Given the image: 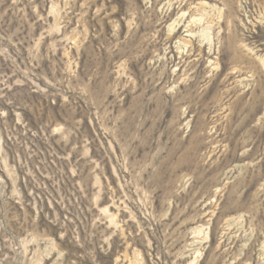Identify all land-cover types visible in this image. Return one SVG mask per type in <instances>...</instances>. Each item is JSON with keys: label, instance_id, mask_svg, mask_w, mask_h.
I'll return each mask as SVG.
<instances>
[{"label": "rangeland", "instance_id": "obj_1", "mask_svg": "<svg viewBox=\"0 0 264 264\" xmlns=\"http://www.w3.org/2000/svg\"><path fill=\"white\" fill-rule=\"evenodd\" d=\"M0 264H264V0H0Z\"/></svg>", "mask_w": 264, "mask_h": 264}, {"label": "bare ground", "instance_id": "obj_2", "mask_svg": "<svg viewBox=\"0 0 264 264\" xmlns=\"http://www.w3.org/2000/svg\"><path fill=\"white\" fill-rule=\"evenodd\" d=\"M194 19V18H193ZM196 19V18H195ZM193 21V20H192ZM200 21V20H199ZM194 22V21H193ZM196 22V21H195ZM199 23V22H198ZM206 30V29H205ZM202 31V30H201ZM202 37H204L205 39L208 38V34L206 31L203 30V33L201 34Z\"/></svg>", "mask_w": 264, "mask_h": 264}]
</instances>
